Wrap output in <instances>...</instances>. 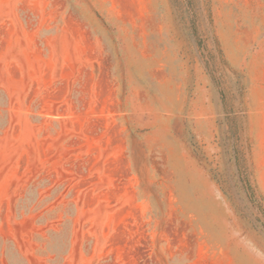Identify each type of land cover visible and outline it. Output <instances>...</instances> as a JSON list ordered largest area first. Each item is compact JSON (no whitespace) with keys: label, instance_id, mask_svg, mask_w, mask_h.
<instances>
[{"label":"rangeland","instance_id":"374dc122","mask_svg":"<svg viewBox=\"0 0 264 264\" xmlns=\"http://www.w3.org/2000/svg\"><path fill=\"white\" fill-rule=\"evenodd\" d=\"M264 0H0V264H264Z\"/></svg>","mask_w":264,"mask_h":264},{"label":"crops","instance_id":"0c3cea01","mask_svg":"<svg viewBox=\"0 0 264 264\" xmlns=\"http://www.w3.org/2000/svg\"><path fill=\"white\" fill-rule=\"evenodd\" d=\"M251 114V117L255 121L256 127H258V119L261 118V116H264V102L252 103Z\"/></svg>","mask_w":264,"mask_h":264}]
</instances>
